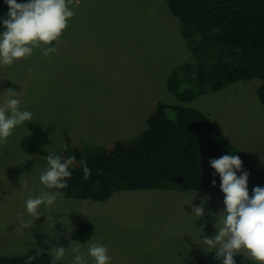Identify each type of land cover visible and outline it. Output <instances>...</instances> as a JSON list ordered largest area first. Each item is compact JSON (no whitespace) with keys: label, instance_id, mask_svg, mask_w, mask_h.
Masks as SVG:
<instances>
[{"label":"rangeland","instance_id":"rangeland-1","mask_svg":"<svg viewBox=\"0 0 264 264\" xmlns=\"http://www.w3.org/2000/svg\"><path fill=\"white\" fill-rule=\"evenodd\" d=\"M69 6L75 16L53 42L57 53L44 58L36 50L30 58L0 66V101L13 90L22 108L34 114L0 145V254L67 249L76 224L89 219L95 232L88 241L108 247L112 264H199L212 252L197 242L216 234L222 192L120 190L105 202L64 196L42 209L30 228L18 229L21 219H28L29 192L21 180L28 181L31 195L45 191L39 176L48 148L104 150L112 141L138 137L159 101L181 104L167 80L193 60L166 0H73ZM261 83L260 78L229 83L182 104L209 114L231 143L264 165ZM205 200V215L196 221L192 207Z\"/></svg>","mask_w":264,"mask_h":264},{"label":"trees","instance_id":"trees-1","mask_svg":"<svg viewBox=\"0 0 264 264\" xmlns=\"http://www.w3.org/2000/svg\"><path fill=\"white\" fill-rule=\"evenodd\" d=\"M179 18L193 60L179 65L167 80V89L181 104L159 101L147 118V128L129 141H112L104 150L77 145L57 152L74 157L65 197L105 202L120 190L177 189L207 195L221 193L220 177L213 187L210 161L225 154L238 155L250 173L249 195L264 187V165L231 143L209 114L184 105L196 97L217 92L229 83L260 78L257 89L264 106V0H166ZM25 2V0H18ZM8 6L0 0V18ZM91 169L85 180L81 161ZM239 175V173H238ZM95 225L80 220L72 231L75 241L90 240ZM51 253L30 248L23 254H0V264H49ZM236 264H254L243 253ZM64 264L69 262L64 261ZM117 264V263H113ZM199 264H220L213 252Z\"/></svg>","mask_w":264,"mask_h":264},{"label":"clouds","instance_id":"clouds-1","mask_svg":"<svg viewBox=\"0 0 264 264\" xmlns=\"http://www.w3.org/2000/svg\"><path fill=\"white\" fill-rule=\"evenodd\" d=\"M4 3L8 11L7 18H0V66H12L19 59L32 57L36 50L44 58L58 52L53 42H59L75 16L74 8L69 6L73 0H25L22 3L4 0ZM33 120V112L22 108L19 93L9 90L0 101V145L8 141L15 129ZM47 150L49 155L43 157L46 163L39 176L45 191L31 195L28 181L21 180L22 188L29 195L25 200L28 219H21L19 230L30 228L42 216V209H51L63 199V189L68 187V179L72 177L74 157L63 159L51 148ZM210 166L215 170L211 181L213 187L217 184L215 176L220 177L224 208L216 216V234L201 236L197 243L206 252L211 250L220 264H236L234 258L241 253L254 264H264V187H254L249 195L250 173L243 169L238 155L229 153L214 158ZM81 169L87 180L91 169L86 159L81 161ZM206 203L207 200L192 207L190 215L197 218L196 221L205 215ZM49 252L52 254L49 264H64L66 259L69 264H112L108 247L92 241L77 243L72 240L67 249L54 247Z\"/></svg>","mask_w":264,"mask_h":264}]
</instances>
